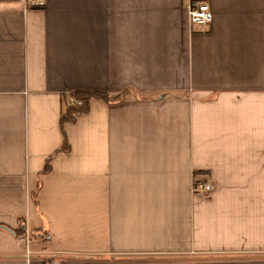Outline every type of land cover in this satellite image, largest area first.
<instances>
[{"label":"crops","instance_id":"1","mask_svg":"<svg viewBox=\"0 0 264 264\" xmlns=\"http://www.w3.org/2000/svg\"><path fill=\"white\" fill-rule=\"evenodd\" d=\"M77 91L126 94L62 131ZM23 224L32 264H264V0H0V264Z\"/></svg>","mask_w":264,"mask_h":264},{"label":"built area","instance_id":"2","mask_svg":"<svg viewBox=\"0 0 264 264\" xmlns=\"http://www.w3.org/2000/svg\"><path fill=\"white\" fill-rule=\"evenodd\" d=\"M25 3L28 8H42L45 5V0H25ZM188 19L190 25H197L201 27H208L213 22V13L211 8L207 4H202L198 2H192L188 7ZM70 106L76 105L80 106L81 103L76 101L74 98H71L69 102ZM212 187L209 183L204 182H195L193 192L195 194H205L211 191ZM23 227V235L18 237L21 244L26 246V257L28 260V264L31 263V259L34 255L32 251H30V245L34 242V240L40 241L41 243H47L52 239V235L49 233H37L32 234L29 232L25 226ZM39 264H62L54 258L48 259L46 261H41Z\"/></svg>","mask_w":264,"mask_h":264},{"label":"trees","instance_id":"3","mask_svg":"<svg viewBox=\"0 0 264 264\" xmlns=\"http://www.w3.org/2000/svg\"><path fill=\"white\" fill-rule=\"evenodd\" d=\"M125 94H126V92L116 94V95H111L108 93L90 92V91H77V92H75L73 94V98L76 101L80 102L81 105L80 106L73 105V106L67 107V109L65 110V112L63 113V116L61 118V129H62V131H64V127L66 124L74 123L79 116L89 112L90 102L92 100L98 99V100H102V101L106 102L107 104H117L123 100ZM69 149H70V147L66 141L64 144V147L59 152H68ZM51 162H52V159H49L47 161V165H46V168L44 171L45 174L50 172ZM36 196H37V193L34 194L35 201H36ZM14 234L17 237H20L23 235V231L22 230L14 231Z\"/></svg>","mask_w":264,"mask_h":264}]
</instances>
